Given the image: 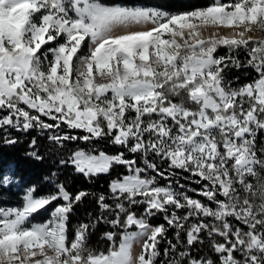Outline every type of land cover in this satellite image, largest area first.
Wrapping results in <instances>:
<instances>
[{"label":"snow or ice","instance_id":"snow-or-ice-1","mask_svg":"<svg viewBox=\"0 0 264 264\" xmlns=\"http://www.w3.org/2000/svg\"><path fill=\"white\" fill-rule=\"evenodd\" d=\"M257 32L264 0H212L183 12L0 0V143L36 131L46 154L33 136L26 155L52 165L47 191L33 184L18 205L0 206V264H264ZM233 69L252 78H229ZM118 167L107 192H71L61 179L66 168L91 182ZM14 176L0 168V189L15 186ZM89 198L95 214L71 224ZM41 212L48 218L35 222ZM157 216L164 223L153 224ZM100 225L106 247L94 248Z\"/></svg>","mask_w":264,"mask_h":264},{"label":"trees","instance_id":"trees-1","mask_svg":"<svg viewBox=\"0 0 264 264\" xmlns=\"http://www.w3.org/2000/svg\"><path fill=\"white\" fill-rule=\"evenodd\" d=\"M106 3H120V4H143L147 6H157L164 8L168 11L183 12L190 11L195 8L206 7L212 2V0H104ZM226 49H219V53L224 55ZM236 76L240 77V83H246L252 78L251 75H245L243 71H236L235 69L229 73V78H234ZM17 136L20 140L14 146L8 147L0 143V168L9 170V172H14L15 186L11 187L9 190L0 189V206H13L20 203V196L23 194L22 189L30 185H36L40 193L48 190V185L45 182V177L49 173L52 167L50 159L46 158L44 161H35L26 155L29 151L28 144L33 136L38 139V144L42 153H45V148L47 145V140L42 135L38 134L36 131H31L27 134H22L18 132L12 133ZM76 145H69L70 148ZM79 147L87 148L88 145L81 143ZM98 147L102 148L106 152L114 153L116 151L112 146L107 145L105 142L98 143ZM46 154V153H45ZM71 169H64L63 176L68 190L71 192H76L80 189H88L94 192H107L108 182L113 177L117 176L119 173L124 172L122 167L114 168L111 175H100L99 177L93 179L91 182L87 181L81 175H72ZM180 183L187 184L181 177H177ZM161 184H165L166 181L161 180ZM193 188L199 187L198 185L191 184ZM39 194V193H38ZM189 195H193L189 193ZM88 211H92L95 214L96 206L95 202L90 198L86 199L82 205L77 207L75 215L71 217V224H76L79 220L84 218V214ZM37 216H35V221H37ZM48 218L47 213L43 214V220ZM153 224L164 223L162 216H157L152 220ZM108 230L106 226L100 225L97 231L90 238V246L94 248L106 247L104 241L100 239L101 233ZM173 233L170 231L168 237L172 238ZM165 245L161 244V249Z\"/></svg>","mask_w":264,"mask_h":264},{"label":"rangeland","instance_id":"rangeland-1","mask_svg":"<svg viewBox=\"0 0 264 264\" xmlns=\"http://www.w3.org/2000/svg\"><path fill=\"white\" fill-rule=\"evenodd\" d=\"M140 5H143V4H140ZM145 6H147V5H145ZM157 7V6H156ZM133 30H136V29H133ZM209 33H207V35H208ZM207 35H205V37L207 36ZM255 37L257 38V39H264V34H261V33H259V32H257L256 34H255ZM84 51L86 52L87 51V48H84ZM13 206H15V205H13ZM46 214L47 212H41L39 215H38V217H37V221H35V222H41V221H43V214ZM47 215H48V213H47ZM136 251L138 252L139 251V247H137L136 248Z\"/></svg>","mask_w":264,"mask_h":264},{"label":"bare ground","instance_id":"bare-ground-1","mask_svg":"<svg viewBox=\"0 0 264 264\" xmlns=\"http://www.w3.org/2000/svg\"><path fill=\"white\" fill-rule=\"evenodd\" d=\"M217 31H219V32H221L222 34H228V30H226V29H218ZM207 31H205L204 33H203V35L205 36V35H207Z\"/></svg>","mask_w":264,"mask_h":264}]
</instances>
